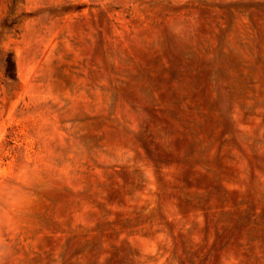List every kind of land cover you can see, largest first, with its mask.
<instances>
[{"label":"rangeland","instance_id":"374dc122","mask_svg":"<svg viewBox=\"0 0 264 264\" xmlns=\"http://www.w3.org/2000/svg\"><path fill=\"white\" fill-rule=\"evenodd\" d=\"M0 264H264V0H0Z\"/></svg>","mask_w":264,"mask_h":264}]
</instances>
